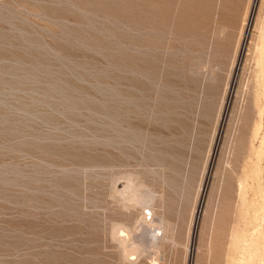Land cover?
Listing matches in <instances>:
<instances>
[{
	"label": "rangeland",
	"instance_id": "obj_1",
	"mask_svg": "<svg viewBox=\"0 0 264 264\" xmlns=\"http://www.w3.org/2000/svg\"><path fill=\"white\" fill-rule=\"evenodd\" d=\"M263 24L264 0H0V264L264 246ZM129 173L153 227L115 192Z\"/></svg>",
	"mask_w": 264,
	"mask_h": 264
},
{
	"label": "bare ground",
	"instance_id": "obj_2",
	"mask_svg": "<svg viewBox=\"0 0 264 264\" xmlns=\"http://www.w3.org/2000/svg\"><path fill=\"white\" fill-rule=\"evenodd\" d=\"M254 2V0H253ZM256 2V0H255ZM255 6V4H254ZM251 9V8H250ZM254 9V8H253ZM250 11V10H249ZM247 17V16H246ZM249 19H251V12H250V16H249ZM248 19V20H249ZM245 26H246V23H245ZM249 26V25H248ZM245 29V28H244ZM243 29V30H244ZM249 29V28H248ZM244 33V32H242ZM259 38H258V45H257V49H258V57H259V61H260V64H261V68H262V73H264V24L263 26H261V32L259 33ZM240 46V45H239ZM244 46V45H243ZM243 48V47H242ZM260 113H264V108H261L260 110ZM253 133H255V130H252ZM259 170L258 169H255L254 172L257 173ZM151 172L153 173H157L158 171H154V170H151ZM165 172H163L162 170H160L159 174H160V177L162 178V184H164V186H166L165 184L167 183V179L166 178V175H168V173L165 175L164 174ZM237 178V177H236ZM238 179V178H237ZM238 181V180H237ZM174 182V181H173ZM118 183V182H116ZM168 184V183H167ZM245 177L244 178H241L239 180V183H238V188L240 190V192H244V187H245ZM161 185V184H160ZM168 185H171L168 184ZM144 184L142 182H140L137 177L134 175V174H127V176L125 177V181L122 185V188L120 189H115V192L118 196L122 197L123 199H127L128 202H130L131 204H134V205H138V206H142V207H145L147 208V212L149 214L148 216V219L146 218V215L144 214V216L142 215V217L139 219L141 223H145L147 224L149 227H153V221L151 220L152 218V210H151V205L153 203V197L155 196V193L157 192V190L153 189V188H150L149 187V191H146L144 189ZM237 186V185H236ZM147 187V186H146ZM145 187V188H146ZM172 187H175L172 186ZM167 188V187H166ZM169 188V187H168ZM237 189V188H236ZM238 190V191H239ZM163 191V190H162ZM161 191V192H162ZM240 195V194H239ZM139 223V222H138ZM140 223V224H141ZM139 224V225H140ZM161 224V220L159 221L158 225ZM232 227V226H231ZM158 230V228H155ZM126 230V229H125ZM124 230V227L121 228H117V230L115 231V233L119 234L118 236H120V240H122L123 238V233H126ZM127 231V230H126ZM152 233V231H150ZM114 233V235H116ZM148 233V232H147ZM161 233V232H160ZM150 234V233H149ZM123 235V236H122ZM127 235V234H126ZM153 236H157L155 235L154 233L152 234ZM242 235V234H241ZM241 235H238L237 238L234 239V242H236L237 244L241 241ZM122 236V237H121ZM151 236V235H150ZM126 238V237H124ZM127 239V238H126ZM157 239V238H156ZM264 238H262L261 242L262 244H264ZM151 242V241H150ZM149 242V243H150ZM155 243V242H154ZM125 244V243H124ZM123 244V246H124ZM122 245V244H121ZM120 245V246H121ZM127 244H125L126 246ZM258 241H250L249 244H248V247L247 248H244L242 254H241V258H240V263L239 264H264V246L262 247H258ZM130 246V245H129ZM123 248V247H122ZM125 249V248H124ZM131 250V249H129ZM125 251V250H124ZM123 251V252H124ZM135 254V253H134ZM132 256V255H131ZM254 259H257L259 261V263H252V261ZM155 263V262H154Z\"/></svg>",
	"mask_w": 264,
	"mask_h": 264
}]
</instances>
